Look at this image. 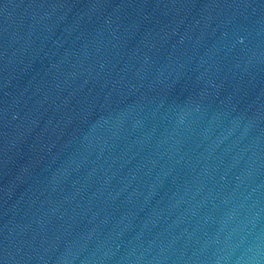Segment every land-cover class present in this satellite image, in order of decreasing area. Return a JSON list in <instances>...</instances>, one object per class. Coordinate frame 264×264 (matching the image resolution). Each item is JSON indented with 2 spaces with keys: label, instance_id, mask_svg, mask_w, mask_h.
Masks as SVG:
<instances>
[{
  "label": "water",
  "instance_id": "water-1",
  "mask_svg": "<svg viewBox=\"0 0 264 264\" xmlns=\"http://www.w3.org/2000/svg\"><path fill=\"white\" fill-rule=\"evenodd\" d=\"M0 264H264V0H0Z\"/></svg>",
  "mask_w": 264,
  "mask_h": 264
}]
</instances>
